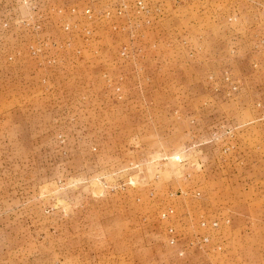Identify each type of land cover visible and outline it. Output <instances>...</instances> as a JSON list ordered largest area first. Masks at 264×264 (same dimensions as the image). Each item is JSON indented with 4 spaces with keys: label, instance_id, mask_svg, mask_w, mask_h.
<instances>
[{
    "label": "rangeland",
    "instance_id": "rangeland-1",
    "mask_svg": "<svg viewBox=\"0 0 264 264\" xmlns=\"http://www.w3.org/2000/svg\"><path fill=\"white\" fill-rule=\"evenodd\" d=\"M226 1L163 0L130 60L126 18L102 17L120 0H0V264H264V34ZM72 5L97 20L51 11ZM63 20L94 32L49 64ZM170 206L187 241L202 218L230 224L179 257Z\"/></svg>",
    "mask_w": 264,
    "mask_h": 264
},
{
    "label": "built area",
    "instance_id": "built-area-1",
    "mask_svg": "<svg viewBox=\"0 0 264 264\" xmlns=\"http://www.w3.org/2000/svg\"><path fill=\"white\" fill-rule=\"evenodd\" d=\"M131 0H120L118 9L115 11L107 10L103 13L102 17L106 19H113L114 16H120L126 18V22L120 26V29L126 31L128 34V41L124 42L120 47V56L123 59L136 60L140 57L144 51V46L139 44L135 46V42L132 40L141 35L142 30L146 26L152 25L151 16L156 15L157 19H161L164 16L163 7L159 6L163 0H134L132 4ZM157 3V4H156ZM51 11L56 13L57 16L66 17L67 14L75 16L79 13H82L84 18L91 23H94L97 20V14L92 10V7L86 6L84 9L80 10L79 7L72 5L63 8L51 7ZM264 13V7H263ZM62 29L65 32V37L67 41L63 43L51 42L49 43V52H54V55L49 58V64H58L63 62V57L67 51L73 50L75 54L81 55L82 49L76 46L75 36L80 33H85L86 35H93L94 26L91 24L81 25L71 24L67 20H63ZM113 29H117V26H114ZM71 35H74L71 37ZM105 77H109L108 74ZM226 80H229L227 77ZM239 85L233 84V91H238ZM119 91L120 88H117ZM261 102L258 103L260 107ZM124 187V185H121ZM115 190H118V187H114ZM197 195H200L199 193ZM159 219L163 222L168 223L166 229V236L168 244L176 249V255L179 257H184L187 253L188 248H197L199 250H206L211 244V231H217L221 228L222 223L228 225L230 224L229 219H204L202 218L199 222L200 228L193 231L192 237L187 241L185 239V234L183 228L178 225L179 218L177 217L176 210L173 206L167 207L159 212Z\"/></svg>",
    "mask_w": 264,
    "mask_h": 264
},
{
    "label": "crops",
    "instance_id": "crops-1",
    "mask_svg": "<svg viewBox=\"0 0 264 264\" xmlns=\"http://www.w3.org/2000/svg\"><path fill=\"white\" fill-rule=\"evenodd\" d=\"M226 2L231 3V4H229V6H227V8L222 11L224 18L229 19V18H233V17L234 18L238 17V18L245 21V19H247L246 14L251 13L252 15L255 16V20H256L254 28H253L254 32L258 33V34H264V20H262L264 17V15H263V7H264L263 0H228ZM232 3H234V4L232 5ZM226 22H228V21H226ZM210 24L211 23L207 22L206 26H207V29H209V32L210 31L212 32L213 31V29H212L213 25H210ZM238 32H240V31H238ZM241 32L244 33L246 31H244V29H243V30H241ZM223 40H224V37H222V39H221L222 43H221L220 48L218 45L216 47H215V45H213L215 43L213 41V38L208 41L209 44L207 46H208L209 50H208V53L205 55V57L208 58L207 59L208 62L213 63L212 60L215 59V53H214L215 50H217V51L219 50L220 53L224 55L223 50H221V48L225 49ZM260 58H261L260 65H264V55L261 54ZM1 77H2V75H0V78ZM3 80L6 81L5 79H2L1 82H3ZM255 173H258V172H255ZM257 176H259V175H257ZM256 224H257V227L255 229L254 235H255L256 242L258 243L259 253L262 255V253L264 252V217L260 218ZM256 264H262V263L257 261Z\"/></svg>",
    "mask_w": 264,
    "mask_h": 264
}]
</instances>
